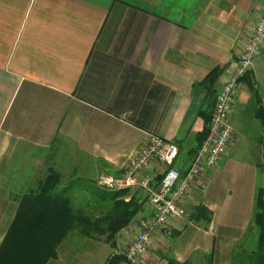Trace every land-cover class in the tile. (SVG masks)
<instances>
[{
    "label": "crops",
    "instance_id": "1",
    "mask_svg": "<svg viewBox=\"0 0 264 264\" xmlns=\"http://www.w3.org/2000/svg\"><path fill=\"white\" fill-rule=\"evenodd\" d=\"M263 11L264 0H0V243L16 197L35 190L48 167L60 187L118 176L156 134L178 146L175 167L186 169ZM259 60L264 49L237 89L226 155L190 185L181 216L153 235L143 264H253L252 216L264 185ZM215 67L222 72L209 96L202 81ZM29 159L25 183L17 176ZM158 166L154 159L150 169ZM126 191L120 199L133 198L140 211L116 235L117 251L152 211L143 191ZM201 205L209 219L191 220Z\"/></svg>",
    "mask_w": 264,
    "mask_h": 264
},
{
    "label": "trees",
    "instance_id": "2",
    "mask_svg": "<svg viewBox=\"0 0 264 264\" xmlns=\"http://www.w3.org/2000/svg\"><path fill=\"white\" fill-rule=\"evenodd\" d=\"M221 72V69L215 67L203 79L202 85L209 96L216 93ZM210 117L205 119L206 127L198 135V147L207 134ZM47 171L35 190L16 197L14 218L0 243V264H48L57 258V250L69 232L78 227L86 235L90 232L105 234L106 243L112 251L104 264H132L125 254L117 251L116 235L132 222L140 211V205L133 198L128 201L120 199V196L126 194V190L106 191L99 195V199L110 203L109 210L104 215L92 218L79 214L69 193L73 180L60 187V175L52 167H48ZM92 184L94 187V183ZM209 217L210 211L202 205L190 215V219L194 221L207 220ZM252 219L257 227L253 264H264V185L256 190ZM101 224H105L107 228L104 229ZM163 264L190 263L168 259Z\"/></svg>",
    "mask_w": 264,
    "mask_h": 264
},
{
    "label": "built area",
    "instance_id": "3",
    "mask_svg": "<svg viewBox=\"0 0 264 264\" xmlns=\"http://www.w3.org/2000/svg\"><path fill=\"white\" fill-rule=\"evenodd\" d=\"M263 49L264 11L244 49L232 63V72L220 84L207 124V134L186 169L175 167L178 146L174 142L150 134L146 144L130 159L120 175H102L97 179L98 186L110 191L141 190L151 206V214L121 252L130 263H144L153 235L170 218L181 216L179 204L190 185L203 170L214 168L226 155L233 137V128L228 122V116L232 111L237 89L243 78H252L253 61ZM262 135L264 140V117ZM154 159L158 161L159 166L150 169Z\"/></svg>",
    "mask_w": 264,
    "mask_h": 264
},
{
    "label": "rangeland",
    "instance_id": "4",
    "mask_svg": "<svg viewBox=\"0 0 264 264\" xmlns=\"http://www.w3.org/2000/svg\"><path fill=\"white\" fill-rule=\"evenodd\" d=\"M254 71L260 83V88L264 92V60L256 62ZM30 154H32L31 151ZM32 160L34 159L22 162L21 170L18 171L17 178H22L25 183L34 172ZM38 177L41 176L39 175ZM97 179L95 182L78 177L73 179L71 195L73 205L79 214L98 218L109 210L110 203L99 199V195L101 192L110 190L98 186ZM92 183H94V187ZM101 225L104 229L107 228L105 224ZM81 230V227L72 230L63 240L59 246V260L55 262L56 264H76L78 261L81 263L84 258H87L88 264H104L108 254L112 251L111 247L106 243L105 234L90 232L86 235ZM253 237V234H249L248 241L251 242ZM123 251L120 249V252Z\"/></svg>",
    "mask_w": 264,
    "mask_h": 264
}]
</instances>
